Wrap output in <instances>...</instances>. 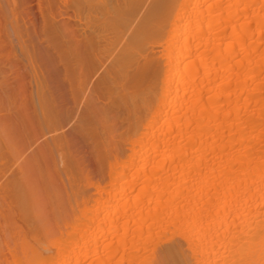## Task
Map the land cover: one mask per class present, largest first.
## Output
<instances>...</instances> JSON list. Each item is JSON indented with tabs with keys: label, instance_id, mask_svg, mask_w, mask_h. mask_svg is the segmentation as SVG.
<instances>
[{
	"label": "bare ground",
	"instance_id": "bare-ground-1",
	"mask_svg": "<svg viewBox=\"0 0 264 264\" xmlns=\"http://www.w3.org/2000/svg\"><path fill=\"white\" fill-rule=\"evenodd\" d=\"M31 7L0 0L30 78L0 94V264H264V0Z\"/></svg>",
	"mask_w": 264,
	"mask_h": 264
},
{
	"label": "rangeland",
	"instance_id": "rangeland-1",
	"mask_svg": "<svg viewBox=\"0 0 264 264\" xmlns=\"http://www.w3.org/2000/svg\"><path fill=\"white\" fill-rule=\"evenodd\" d=\"M30 2H31V9L28 11L29 12V14H30V16L31 17H34L36 20H37V22L38 23H40V15H39V13H38V10H37V0H29ZM2 31V32H1ZM4 30L2 29V28H0V45H3V46H7L8 45V38L9 37H7V36H3L4 34H5V32H3ZM6 35V34H5ZM3 36V37H2ZM6 40V41H5ZM3 41H5V42H3ZM4 57V56H3ZM2 57V58H3ZM8 57V60L10 59V56H7ZM5 58V57H4ZM2 59L1 61L3 62L5 59ZM5 62V61H4ZM6 62H8V61H6ZM5 62V64H7ZM8 64L10 65V63L8 62ZM7 64V65H8ZM8 65V66H9ZM0 66L2 67V66H4V65H2V63L0 64ZM7 67V66H6ZM3 75H0V94L1 95H3V90L6 92H8V93H13V94H15L16 93V91H17V93L15 94V99L16 100H20V99H22V95L18 92L19 90H17L18 88H19V86H20V82H21V80L23 79V78H25L26 77V79H25V81H26V83H27V80L28 79H30L29 78V75H25V76H23V75H16V77H15V75H11V76H9V75H4L5 77H2ZM7 76H9V77H7ZM15 77V78H14ZM17 77H20V80H18V78ZM5 78V79H4ZM16 78H17V80H16ZM4 79V80H3ZM7 79H8V81H7ZM3 80V81H2ZM15 81H17V82H15ZM10 82H12L10 85H12V86H16L15 88H13L12 86L10 87L9 86V84L8 83H10ZM14 82H15V84H14ZM19 83V84H18ZM2 84L4 85V86H2ZM6 84V85H5ZM7 85L10 87V91H9V88L7 87ZM6 86V89L7 90H5L3 87H5ZM3 88V90H1ZM11 88H12V91H11ZM15 89V90H14ZM17 94H18V96H17ZM21 95V96H20ZM2 97V96H1ZM2 99V98H1ZM0 99V100H1ZM1 103H4L5 104V101H1ZM0 103V118L2 119L4 116V114L6 115V114H14V115H10V117H13V119H10V117H9V120H8V117H7V115L5 116V118L7 117V121H10V122H7L6 120L4 121V119L5 118H3V120H1L2 121V123H1V125H5L6 126V129L4 128V133H1V132H3V131H1V129H0V137H1V135H3L4 137H5V135H6V133L7 132H11L12 133V131H14V128H15V121H14V118H15V115H17L18 116V110H17V108H15L14 107V105H13V107L12 106H10L7 102H6V104H5V106H3V104H1ZM11 104V103H10ZM7 105H9L8 107H9V110H5L6 108H7ZM6 107V108H5ZM12 107V108H11ZM15 108V110H13ZM3 116V117H2ZM12 120H13V122L14 123H12ZM5 122V123H4ZM7 123V124H6ZM8 124L9 125H11L12 127L11 128H13L12 130H11V128H10V126L8 127ZM10 131H9V130ZM68 130V129H67ZM1 143V142H0ZM4 162H5V158H4V150H3V145L1 144L0 145V173H2V171H3V169H4ZM2 207H0V212H2Z\"/></svg>",
	"mask_w": 264,
	"mask_h": 264
}]
</instances>
